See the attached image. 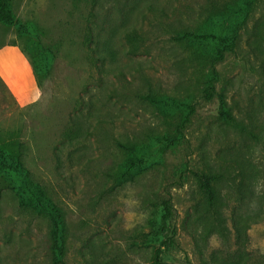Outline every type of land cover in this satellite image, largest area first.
<instances>
[{
	"label": "rangeland",
	"instance_id": "1",
	"mask_svg": "<svg viewBox=\"0 0 264 264\" xmlns=\"http://www.w3.org/2000/svg\"><path fill=\"white\" fill-rule=\"evenodd\" d=\"M11 3L42 28L51 68L38 82L15 28L0 23V140L24 144L25 166L66 214L61 264H150L171 229L165 264H264V0L246 16L245 0ZM213 6L223 14L210 18ZM184 31L237 32L216 62L236 126L220 117L217 97L202 95L222 46L182 39ZM186 104L195 112L180 134ZM117 141L152 151L123 184L111 175L125 156ZM193 172L218 177L219 215ZM0 264H53L46 221L1 183Z\"/></svg>",
	"mask_w": 264,
	"mask_h": 264
},
{
	"label": "trees",
	"instance_id": "2",
	"mask_svg": "<svg viewBox=\"0 0 264 264\" xmlns=\"http://www.w3.org/2000/svg\"><path fill=\"white\" fill-rule=\"evenodd\" d=\"M256 1L245 0L241 8L245 12V16ZM222 12L218 7L213 6L209 11V17H219L223 14ZM0 23L15 28L18 37L24 42L23 49L28 52L32 60L33 72L37 76L38 82L46 78L51 68L48 59L50 51L43 45L41 39L42 28L35 22L25 21L17 17L13 11L11 0H0ZM138 35L136 32H131L127 35V41L133 50L137 48L138 38L140 37ZM236 37V31H233L232 35L224 36L214 31L207 33L184 31L181 36L182 39L215 42L222 46L216 49L215 59L211 63V74L205 81L202 95L206 100H212L217 97L220 117L234 126L237 125L236 118L228 107L224 95L218 92L216 88V84L219 81V71L216 68V62L224 58L225 44L233 45ZM144 97L158 104H167L165 99H158L153 94L148 93ZM186 108L187 111L184 117L177 125V132L180 134H183L184 128L191 122V116L195 112V106L192 104H186ZM177 140L178 138L167 139L168 144L166 146L174 145ZM116 144L125 156L118 164V167L111 172V175L117 184H123L147 168L150 164L152 151L145 144L139 142L117 141ZM24 148V144L13 137L0 140V183L2 187L9 189L14 194L22 210L46 221L52 262L53 264H61L64 262L67 240L66 214L45 188L32 177L30 170L24 163ZM193 173L199 182L200 189L206 196L208 208L219 215L220 197L216 188L218 177L212 173ZM162 206L164 210L163 224L167 225L173 212L170 198L163 199ZM168 232L170 234L166 236V239L154 249L150 264H165L164 254L175 246V229H171Z\"/></svg>",
	"mask_w": 264,
	"mask_h": 264
}]
</instances>
